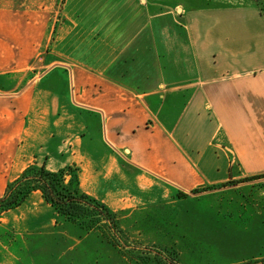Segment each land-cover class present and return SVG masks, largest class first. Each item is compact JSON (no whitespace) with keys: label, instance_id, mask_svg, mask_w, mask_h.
Masks as SVG:
<instances>
[{"label":"crops","instance_id":"1","mask_svg":"<svg viewBox=\"0 0 264 264\" xmlns=\"http://www.w3.org/2000/svg\"><path fill=\"white\" fill-rule=\"evenodd\" d=\"M182 1L64 0L53 38L50 11L0 6V197L73 167L111 214L212 198L184 211L264 220V0ZM10 212L21 235L56 226L38 191Z\"/></svg>","mask_w":264,"mask_h":264},{"label":"rangeland","instance_id":"2","mask_svg":"<svg viewBox=\"0 0 264 264\" xmlns=\"http://www.w3.org/2000/svg\"><path fill=\"white\" fill-rule=\"evenodd\" d=\"M225 1L232 3L234 0ZM63 2L0 0V6L50 11L49 30L53 38ZM161 3L166 7L183 1L161 0ZM42 57L36 58L32 76L45 71L40 68L44 66L40 61ZM176 197L178 200L181 196L177 194ZM235 198L245 200L247 194L241 191ZM224 200L227 201V197ZM213 202L212 198L185 202L178 206L175 216L171 215L170 205L143 209L134 214L116 212L111 216L112 223L100 222L92 231L57 217L56 226L41 236L19 234L8 223L19 213L2 212L0 264H159L156 255L179 264H238L241 260L264 257V220L252 221L246 225V230L244 227L239 229L241 225L234 221L226 223L228 218L221 220L200 215L193 218L194 215L184 211H190V208L206 211ZM256 211L248 207L243 216L249 218L247 216L255 215ZM212 215L206 213L205 216ZM147 257H151V261L146 263Z\"/></svg>","mask_w":264,"mask_h":264},{"label":"trees","instance_id":"3","mask_svg":"<svg viewBox=\"0 0 264 264\" xmlns=\"http://www.w3.org/2000/svg\"><path fill=\"white\" fill-rule=\"evenodd\" d=\"M38 191L58 218L77 224L85 231H92L100 222H113L112 214L100 202L83 193L79 186L78 169L65 167L50 171L43 165L27 167L0 197V213L20 207ZM198 192V191H197ZM159 264H179L156 255ZM151 257L144 259L150 262Z\"/></svg>","mask_w":264,"mask_h":264}]
</instances>
